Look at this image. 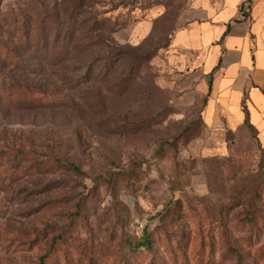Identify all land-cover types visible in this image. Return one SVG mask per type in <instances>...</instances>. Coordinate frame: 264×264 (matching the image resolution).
<instances>
[{"label": "rangeland", "instance_id": "1", "mask_svg": "<svg viewBox=\"0 0 264 264\" xmlns=\"http://www.w3.org/2000/svg\"><path fill=\"white\" fill-rule=\"evenodd\" d=\"M77 1L0 0V264H264V151L165 68L190 0Z\"/></svg>", "mask_w": 264, "mask_h": 264}, {"label": "crops", "instance_id": "2", "mask_svg": "<svg viewBox=\"0 0 264 264\" xmlns=\"http://www.w3.org/2000/svg\"><path fill=\"white\" fill-rule=\"evenodd\" d=\"M162 55L201 102L202 127L243 122L245 103L264 147V0H190Z\"/></svg>", "mask_w": 264, "mask_h": 264}, {"label": "trees", "instance_id": "3", "mask_svg": "<svg viewBox=\"0 0 264 264\" xmlns=\"http://www.w3.org/2000/svg\"><path fill=\"white\" fill-rule=\"evenodd\" d=\"M72 1V0H71ZM73 2L74 3H76V5H80L81 3H80V1H77V0H73ZM70 19L72 20V22L75 24V23H77V20L75 19V17L74 16H71L70 17ZM101 19H97L96 21L98 22V21H100ZM58 32V34H59V31H57ZM69 39L71 40V43H73L75 46L76 45H78V44H80V41H81V39L79 38V37H77V34H76V29H73V30H71V32H70V34H69ZM98 37H100V34H99V36ZM87 39H91V37L90 38H87ZM56 41H60V35H57L56 36V39H55ZM91 42L92 41H97V38H93V40H90ZM101 43V45L102 46H104L103 45V43H102V41L100 42ZM104 58L105 59H108V61H109V63L111 64V61H113V59L115 58V57H117L118 56V53L121 51V49H116L114 52L112 51V49L110 50V51H108L107 52V49L104 47ZM97 51V50H96ZM92 53H93V51H92ZM98 57H101V56H98ZM243 111H244V113H245V117H244V121H243V123L250 129V130H252L253 131V134H254V136L256 137V139L258 140V143H259V145L261 146V148H262V150L264 151V147H263V145H262V143H261V141L259 140V137H258V131H257V129L254 127V125L253 124H251V122H250V118H249V110L247 109V107H246V105H245V103H243ZM198 122L202 125V121H201V116H200V114H199V119H198ZM75 169L76 170H79V168H77V167H75ZM149 244H150V239L147 237V238H144L142 241H141V243L139 244L140 246H146V247H148L149 248Z\"/></svg>", "mask_w": 264, "mask_h": 264}]
</instances>
